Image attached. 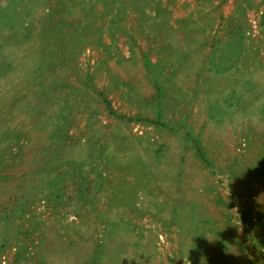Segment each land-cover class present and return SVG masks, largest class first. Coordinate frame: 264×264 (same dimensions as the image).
<instances>
[{
  "label": "rangeland",
  "instance_id": "obj_1",
  "mask_svg": "<svg viewBox=\"0 0 264 264\" xmlns=\"http://www.w3.org/2000/svg\"><path fill=\"white\" fill-rule=\"evenodd\" d=\"M0 264H264V0H0Z\"/></svg>",
  "mask_w": 264,
  "mask_h": 264
}]
</instances>
